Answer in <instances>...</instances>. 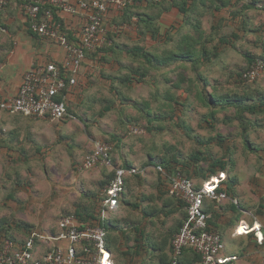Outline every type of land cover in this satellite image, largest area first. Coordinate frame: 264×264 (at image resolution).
Listing matches in <instances>:
<instances>
[{
  "label": "trees",
  "instance_id": "obj_1",
  "mask_svg": "<svg viewBox=\"0 0 264 264\" xmlns=\"http://www.w3.org/2000/svg\"><path fill=\"white\" fill-rule=\"evenodd\" d=\"M138 2L143 5H137ZM227 2L229 3V0ZM225 6L226 2L222 0H134L133 4L117 13L116 16L118 17L112 20L113 22H108V15L103 23L106 37L105 44L86 53V60L82 63L76 75L77 83L74 87L68 89V116L66 118L73 112L71 109V103L74 101L72 96L75 94V98H77L80 92L83 91L81 88H88L94 92L102 90L103 94L111 97V101L119 100L120 104H123L122 101L126 100L125 96L130 95V91L142 86L148 94L143 98L137 97V101L141 100L140 103L143 105H140L141 112H146L149 122H153L152 118L155 119V115H159V118L164 121L167 118L173 119L177 116V111L185 110L193 103H198L202 104L206 111L201 114V121L204 123L201 125L211 127L219 112L228 109L233 110L236 117L231 114L226 123L235 124L233 122L237 121L238 124L233 129L239 131L240 141L229 140V142L219 134L204 142L199 140L198 136H194L191 129L187 128L186 134L189 138L196 141L203 148L210 149L216 145L220 150L219 154L196 153L191 159V161H194L193 164L190 163L184 166L174 165L172 162L176 161L171 160L172 162H170L164 159L159 163L150 162L147 166L156 169L160 165L166 175H170L175 171L180 172L193 181L197 187L209 181L210 178L225 173L226 179L221 184L219 191L227 194L230 200V208L235 216L242 215L244 209H249L243 203L242 192H240V179L238 177L241 173L240 165H249L252 162L253 167H257L254 175L257 180L263 169L264 141L256 142L255 140L257 137L262 138L264 134V84H261L258 80L253 83L247 82L243 75L250 66L245 70H238L235 65L232 67V64L227 61V53L232 51L243 54L244 60L252 66L255 63L254 57L241 44H244L245 41H241L246 40L247 35H255L256 32V38L263 41V51L259 57L262 58L260 62L264 63V40L262 39L264 25L261 27L252 26L248 18L251 9L260 10L261 8L247 5L236 12L230 13L228 17H224L225 14L221 11L225 10ZM175 11L178 13L177 19L174 18L170 25L165 24L163 22L164 17ZM208 16H212L214 19L210 26V35L206 34L203 25V19ZM111 25L112 31L109 30ZM217 38L220 41H217ZM252 45L254 48L262 47L259 46L257 41ZM240 49H243L242 52H240ZM188 71H191L193 76H186ZM217 74L219 75L215 78ZM219 77H223L224 81L220 82ZM103 86L107 87L104 88ZM191 97L194 99L191 100ZM112 109L113 106L108 105L105 106L104 111L109 112ZM23 117L28 118L30 122L33 121L31 117ZM211 128L215 129L213 126ZM113 139L117 138L114 136ZM106 143L114 149V152L113 150L111 152V159L115 166L126 169L133 167L128 159L122 165H117L114 153L119 145L114 148L112 143L108 141ZM241 160L244 162H241ZM80 164H76L75 168H78ZM157 172L160 174L158 198L167 197L166 202L172 200L178 206L176 211H173V209L167 211L165 213L166 218L177 212L183 214L181 218H177V225L175 224L174 229H169L166 232H170L167 237L166 235L162 236L157 251L158 258H170L167 264H171L172 240L186 221L187 212L184 211V203L175 197L166 178L161 172ZM144 174L145 172L143 176ZM113 175V172L110 171L102 179V188L92 195L89 200L90 206L85 208L87 212L83 209L65 215H75L82 226L88 223L102 226L108 233L109 247L118 254L119 258H142L147 252L150 242L147 239L148 233L141 230L140 224L132 229L134 236L137 237H134V244L128 247V236L123 239L122 244H119L116 237L112 236L116 228L109 221L101 220V193L113 178ZM140 175L138 172L134 176L140 178ZM127 180L128 177L125 179V186ZM260 190V185L255 183L252 192L258 194ZM89 196L91 197V194H87L88 199ZM5 199L7 202L12 200L11 195L9 194V197ZM234 201H237V203H234ZM255 203L256 207L253 206L252 209H256L253 210L252 214L254 217L264 218V196L260 195ZM208 204L207 212L210 214V218L207 220L206 231L217 233L222 237L220 231L222 226L219 223L221 218L219 208L221 206L219 207L218 202L212 201ZM93 205V211L89 212L88 209ZM121 205H129L139 209L140 203L130 204L123 195L119 200L118 207ZM3 206L4 204L0 202V209H4ZM5 219L6 217L0 218V248L5 240H18L15 238L14 233L16 230L14 229H21L26 237L33 232L40 233L37 228L35 229L30 225L5 223ZM235 220H237V217H235ZM187 252L193 254L198 263L200 262L199 255L186 249L181 260L183 264H186L184 258H186L185 254ZM130 263L131 261L128 260V264Z\"/></svg>",
  "mask_w": 264,
  "mask_h": 264
},
{
  "label": "rangeland",
  "instance_id": "obj_2",
  "mask_svg": "<svg viewBox=\"0 0 264 264\" xmlns=\"http://www.w3.org/2000/svg\"><path fill=\"white\" fill-rule=\"evenodd\" d=\"M244 1L247 2L246 4L252 3L258 9L264 5L259 0ZM242 4L243 2L239 1L232 8L233 10L225 6L228 10H223L221 13L225 14L224 17H228L230 13L241 9ZM260 11L261 9H251L249 11L248 18L252 26L261 27L264 25L262 23L264 22V11ZM213 21L212 16L203 19L207 35L211 34L210 24ZM262 39L264 40V33ZM218 40L220 41L217 38ZM244 41L245 43L241 44L247 52L252 54L255 63L251 66L244 60L243 54L229 51L227 61L232 64V67L235 65L238 70H245L249 66L252 69V67H258L261 64L262 58L259 55L263 51V41L256 38V32L255 35H247L246 40L241 42ZM255 41L262 47L254 48L252 44ZM242 50L240 49V52ZM249 68L245 72H248ZM263 72L264 69H260L256 79L261 84H264ZM189 75L193 76V73L188 71L186 76ZM218 75H215V78ZM219 79L220 82L224 81L223 77H219ZM103 87L106 88L107 86ZM81 90L83 91L80 92L77 98H75V94L72 96L74 101L73 104L71 103V109L74 115L73 112L70 113V116L65 120L51 122L33 119V123L26 121L20 127V125H13L14 123L12 124L6 120L7 116L5 114L0 115V202L4 204V209H0V218L6 217L5 223L30 225L35 229H40V231L49 232L50 235L55 234L54 231L57 230L58 222L63 215L83 209L86 211L85 208L90 206L89 200L92 195L102 188V179L109 173V169L95 167L86 170L81 169V165L83 160L93 151L97 142L108 141L114 145V148L119 145L114 153L117 165H122L128 159L132 164H135L139 175L141 173L140 178L133 175L128 180L126 190L128 191L126 195L127 202L130 204L140 203L139 209L129 205H121L117 210L118 214L110 213L109 219L112 220L113 217H117L122 213L120 211H124L137 220L140 217L139 211L143 212L145 210V212L152 213L155 217L154 227L160 233L165 232L162 234L167 237V234L170 233H166L167 230L174 229V218L181 217V214L178 216L172 215L168 219L161 218V200L164 201L167 197L156 200V185L159 182L160 174L154 168L147 170L148 163H159L164 159L170 162L174 160L176 162H172V164L184 166L190 163L193 164L194 161H191V159L196 153L219 154L220 150L216 145L210 149L203 148L196 141L189 138L186 134L187 128L191 129L192 134L198 136L199 140L204 142L219 134L227 141H240L239 131L233 129L235 125L237 126V121L233 122L235 124L226 123L231 114L235 117L236 114L229 109L219 112L218 117H215V122L211 125L215 129H212L209 125L202 126L204 123L201 121V114L206 112L203 105L193 103L189 108L177 111V116L173 119L167 118L164 121L159 118V115H155L156 118H152L153 122H149L146 112H141L140 105L143 106L140 103L141 100L137 101V97L143 98L148 94L142 86L130 91V95L125 96L126 100L122 101L123 104H120L119 100L111 101V97L103 94L102 90H96L95 92L90 91L88 88H81ZM127 98L129 99L127 100ZM193 99L191 97V100ZM108 105L113 106V109L106 112L104 108ZM10 133H13V139H10ZM114 136L117 139H113ZM9 140L16 141L19 143H16V146L22 148L25 160L20 165H9V163L8 166L3 165L4 152L1 149L8 146L4 142L8 143ZM260 140L264 141V134L262 138L257 137L255 141L259 142ZM241 162L244 161L241 160ZM78 163H81L80 166L75 168ZM240 167V172L245 176L248 174L254 175L257 168L253 167L252 162L249 165H240ZM145 171L146 177L143 176ZM243 171H246V173H243ZM259 185L261 190L258 194L250 190L247 181L244 185L246 191H241L246 198L251 195V197L257 196L253 197L256 201L260 195L264 196V182ZM10 191H12V200L7 202L5 196ZM87 194H91L89 199ZM93 209L94 205L88 211L91 212ZM158 216L161 217L158 218ZM132 221L130 220V222ZM14 230H16L14 233L15 238L26 237L21 229ZM154 236H157L156 233ZM149 242L151 243L150 240ZM224 245L225 250L222 256H226L229 250L234 249L233 242L227 240V238L224 239ZM151 246L152 244L149 246L150 249L154 248V246Z\"/></svg>",
  "mask_w": 264,
  "mask_h": 264
},
{
  "label": "built area",
  "instance_id": "obj_3",
  "mask_svg": "<svg viewBox=\"0 0 264 264\" xmlns=\"http://www.w3.org/2000/svg\"><path fill=\"white\" fill-rule=\"evenodd\" d=\"M157 1V0H149ZM31 32L44 40L54 42L64 51L61 60L36 63L25 74L14 96L0 94V115H23L44 121H61L68 116V89L77 83V72L86 60V53L100 48L106 42L103 23L110 13H118L134 0H17ZM8 6V0H0V12ZM62 14L80 18L77 26L69 25ZM72 37V39H70ZM260 67V68H259ZM2 66H0L1 70ZM264 63L249 69L243 78L253 83ZM72 73V75H70ZM113 147L103 141L95 144L93 151L83 160L81 169L103 167L113 172V178L101 193V220L108 221L116 212L119 200L125 193V179L137 174L115 166L111 159ZM169 183L176 198L185 205L187 219L172 240L171 264L181 262L186 249L200 256L199 264H227L236 256H222L225 245L221 235L206 231L208 202H222L228 198L220 192L226 179L225 173L210 178L200 187L180 172L166 175L162 166L156 167ZM237 203V201H234ZM256 226V225H255ZM248 226L240 221L239 229ZM260 226L257 230L259 231ZM246 234V233H245ZM0 264H115L112 249L108 245V233L98 225H83L75 215H64L58 222L54 235L31 233L21 240H5L0 248Z\"/></svg>",
  "mask_w": 264,
  "mask_h": 264
},
{
  "label": "crops",
  "instance_id": "obj_4",
  "mask_svg": "<svg viewBox=\"0 0 264 264\" xmlns=\"http://www.w3.org/2000/svg\"><path fill=\"white\" fill-rule=\"evenodd\" d=\"M226 2V6H228V9L234 8L239 1H242V7L251 4H246L247 2L244 0H222ZM264 3V0H259ZM145 4V3H144ZM137 5H143L139 2ZM257 6V4H256ZM261 11H264V5L260 6ZM225 7V10H228ZM260 11V12H261ZM177 12H171L170 14L166 15L163 19V22L165 24H172L173 19H177ZM117 13H110L108 16V22H111L116 17ZM65 19V21L69 25L77 26V24L81 21L80 18H74L67 14H62V19ZM113 22V21H112ZM264 24V22H262ZM212 24V23H211ZM210 24V26H211ZM112 31V25L109 27ZM131 30V29H130ZM64 57V51L58 44L44 40L43 38H40L36 35H34L30 28L29 24L26 20V16L17 2V0H8V6L7 8L0 12V66H2L0 70V94L3 96H14L18 93V90L23 82L25 74L33 67L36 63H45L52 60H61ZM110 67V65H109ZM110 69V68H109ZM8 121H10L13 125H17L20 127L26 123V121H29L28 118H25L23 116H7ZM20 121V122H19ZM41 121V120H39ZM19 122V123H18ZM33 123V122H31ZM10 139H13V133H10ZM5 145L8 146L3 147L2 152H4V160L3 165H20L22 161H24L22 148L16 146V141L9 140L8 143L4 142ZM19 144V143H17ZM3 159V158H1ZM11 162V163H10ZM133 167H135V164ZM263 169L260 172L259 179L257 180L254 178V175L256 174V171L254 172V175L248 174L245 176V174L240 173L239 177V187L240 192L241 190L246 191L245 189V183H247L250 186V190L254 189L255 183L260 184L261 182H264V161L262 163ZM7 168V167H6ZM153 167L148 166L147 170L151 169ZM10 169V168H9ZM110 172V170H109ZM243 173H246V171H243ZM251 175V176H250ZM133 177V176H132ZM131 176L128 177V180L132 178ZM144 177H146V171L144 174ZM125 186V200L126 195L128 193L127 190V183ZM245 180V181H244ZM244 181V182H243ZM146 182V181H145ZM144 182V183H145ZM148 183V181H147ZM6 187V186H5ZM4 190V188H3ZM156 191L157 194H159V183L156 185ZM9 194L12 195V191L8 193V195L5 196V198L9 197ZM156 194V197L158 200V196ZM252 196V195H251ZM247 197L242 192V201L243 203L249 207L243 210L242 215H235L233 211L230 208V200L227 199L225 201L219 202V207L221 206L220 213V224H221V233L223 241L227 238V240H231L233 242V250H229L225 257H232L236 256L237 259L231 263L228 264H264V218L261 217H254L252 214L253 206H255V202L258 201L259 198L254 200L253 197ZM160 200V199H159ZM168 200V198L166 199ZM166 200L162 201V217L158 216V218H166L165 213L167 211H170L173 209V211H176L178 206L175 204L174 201L170 200L166 202ZM243 204V205H244ZM149 205V204H146ZM145 205V206H146ZM209 204H207L208 207ZM256 207V206H255ZM120 207L117 208V210ZM208 209V208H207ZM116 212V215L118 214ZM152 212V210H150ZM183 211V210H182ZM185 211V210H184ZM120 215L117 217H113L112 220H108L110 224L116 228V231L113 232L112 236L116 237V240L119 241V244H122L123 239L128 236V243L129 245L134 244V233L132 232V229H135V226L137 224H140L141 230L145 233H148V238L154 246L151 249L148 248L147 252H145L144 256L142 258H118V254L113 252V257L115 264H128V260L131 261L130 264H167L170 261V258H158V249H159V243L161 242V235L163 236L162 232L160 233L158 229H156L155 226V217H153L152 213H145V210L143 212L139 211L140 217L139 219H133L132 215H130L127 212L120 211ZM181 213L177 212L174 215L178 216ZM183 215V214H182ZM181 215V217H182ZM146 216V217H143ZM185 216V215H184ZM180 217V218H181ZM235 217H237V220H235ZM178 218V217H177ZM177 218H174V224H176ZM168 219V218H167ZM130 220L132 222H130ZM239 220L243 221L244 224L248 226V230L252 229L256 224L260 226L259 231L257 229L252 230L247 235L246 227H241L240 234L245 235H233L235 228L237 227ZM165 223V222H164ZM177 225V224H176ZM40 231V229H39ZM168 231V230H167ZM54 232H58V225L57 230ZM156 233V237L154 234ZM40 234L50 235L49 232L46 233V231H40ZM54 235V234H53ZM138 235V234H137ZM139 236V235H138ZM27 238V237H25ZM25 238H17L18 240L25 239ZM154 241V242H153ZM118 244V246H119ZM128 245V247H129ZM125 249V248H123ZM122 249V250H123ZM157 255V256H156ZM157 257V258H156ZM184 261L186 264H199L197 258L193 256V254L187 252L185 254Z\"/></svg>",
  "mask_w": 264,
  "mask_h": 264
},
{
  "label": "bare ground",
  "instance_id": "obj_5",
  "mask_svg": "<svg viewBox=\"0 0 264 264\" xmlns=\"http://www.w3.org/2000/svg\"><path fill=\"white\" fill-rule=\"evenodd\" d=\"M258 226H259V225L256 224V226H254V230L257 229ZM239 231H240V229H239ZM239 233H241V231H240Z\"/></svg>",
  "mask_w": 264,
  "mask_h": 264
},
{
  "label": "clouds",
  "instance_id": "obj_6",
  "mask_svg": "<svg viewBox=\"0 0 264 264\" xmlns=\"http://www.w3.org/2000/svg\"><path fill=\"white\" fill-rule=\"evenodd\" d=\"M236 228H237V227H236ZM236 228H235V229H236ZM253 230H254V229H253ZM250 232H251V231H250ZM248 233H249V232H248ZM248 233H246V234H248ZM240 235H245V234H240ZM233 261H235V260H233Z\"/></svg>",
  "mask_w": 264,
  "mask_h": 264
}]
</instances>
